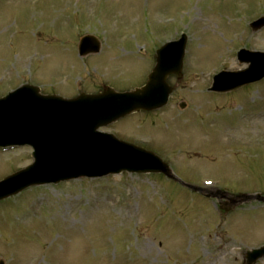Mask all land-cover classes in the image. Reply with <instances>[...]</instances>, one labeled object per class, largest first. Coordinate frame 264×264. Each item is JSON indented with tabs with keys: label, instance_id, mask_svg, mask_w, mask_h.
Wrapping results in <instances>:
<instances>
[{
	"label": "rangeland",
	"instance_id": "rangeland-1",
	"mask_svg": "<svg viewBox=\"0 0 264 264\" xmlns=\"http://www.w3.org/2000/svg\"><path fill=\"white\" fill-rule=\"evenodd\" d=\"M73 3L0 0V96L23 84L67 98L103 86L138 88L156 48L186 34L183 80L168 105L99 131L155 153L198 189L127 173L28 189L0 202V260L244 264L246 251L264 246V203H243L248 194L264 198V79L226 95L207 89L224 69L247 68L236 60L241 48L264 53V28L250 31L264 16V0ZM85 31L105 43L100 55L81 61L72 43ZM29 153H0V181L30 165ZM219 204L239 208L225 214Z\"/></svg>",
	"mask_w": 264,
	"mask_h": 264
},
{
	"label": "water",
	"instance_id": "water-1",
	"mask_svg": "<svg viewBox=\"0 0 264 264\" xmlns=\"http://www.w3.org/2000/svg\"><path fill=\"white\" fill-rule=\"evenodd\" d=\"M264 25V18L253 28ZM186 38L163 47L157 53L156 67L146 85L129 93L116 94L105 89L97 96L81 95L70 101L58 98H41L36 88L25 86L5 100H0V146L30 145L36 153V164L26 172L39 179L10 183L13 176L0 187V200L27 186L45 182H58L78 177H102L123 171L132 173L163 174L173 179L165 164L155 155L140 148L116 141L112 136L96 133L99 127L140 110L163 107L171 92L166 80L179 75ZM247 56H259L262 61L252 63ZM241 62L251 66L242 73L222 74L232 78L227 86L214 85V91H227L264 78V55L241 51ZM59 176L53 178V173ZM45 174V175H43ZM8 188V189H7ZM6 189V190H5ZM264 256V249L247 254V263L254 264Z\"/></svg>",
	"mask_w": 264,
	"mask_h": 264
},
{
	"label": "bare ground",
	"instance_id": "bare-ground-1",
	"mask_svg": "<svg viewBox=\"0 0 264 264\" xmlns=\"http://www.w3.org/2000/svg\"><path fill=\"white\" fill-rule=\"evenodd\" d=\"M142 250L143 251H150L151 250V247H149L148 245H146V246H142Z\"/></svg>",
	"mask_w": 264,
	"mask_h": 264
}]
</instances>
